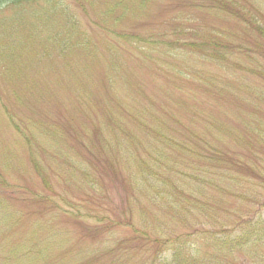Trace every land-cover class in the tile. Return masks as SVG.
Here are the masks:
<instances>
[{
  "label": "rangeland",
  "instance_id": "1",
  "mask_svg": "<svg viewBox=\"0 0 264 264\" xmlns=\"http://www.w3.org/2000/svg\"><path fill=\"white\" fill-rule=\"evenodd\" d=\"M258 28L264 0L3 3L0 264H232L198 230L264 222Z\"/></svg>",
  "mask_w": 264,
  "mask_h": 264
},
{
  "label": "trees",
  "instance_id": "2",
  "mask_svg": "<svg viewBox=\"0 0 264 264\" xmlns=\"http://www.w3.org/2000/svg\"><path fill=\"white\" fill-rule=\"evenodd\" d=\"M8 1H11L12 3L13 1L17 2V1H22V0H0V6L3 3H6ZM258 30L259 32H261L260 34L264 35V31L261 28H258ZM191 45L194 46V44H191ZM223 154L224 153L222 151L219 153V151H216V150H208L205 159L209 160L210 162L215 163L219 160V156H220V159L222 160L224 159ZM227 172L228 171H226L225 173ZM248 176L257 177V175L253 171H250L248 173ZM252 199H255V197ZM263 223L264 222L261 221L259 218H257L255 221H252L251 223L245 222L241 224L239 222L241 226L239 229L240 230L239 233L237 232L232 233L234 231V227L237 226V223H233V224L232 223L231 224L221 223L219 225L220 229L213 233L210 232V230H198V231H202V233H205V234L207 233V237H206L207 241L213 242V245L216 248L217 252H219L220 254H226V255L229 254L233 256L234 261H232V264H246V262L243 261V259L246 260V258L248 257L246 254L247 250L245 246L246 244H250V243L255 244L256 242L258 243L262 242L263 236L255 228L258 227V225H263ZM248 228H251V230L249 231ZM240 256H242L241 260L235 261V259L239 258ZM205 258L207 257L199 258L198 256H195V255L190 256V257L188 256L185 257L183 255V257H180L179 253H177V251L175 250L172 262L173 263L177 262L178 264H198L199 261ZM225 263L226 262L224 260H221V264H225ZM210 264H213V263L210 262Z\"/></svg>",
  "mask_w": 264,
  "mask_h": 264
}]
</instances>
